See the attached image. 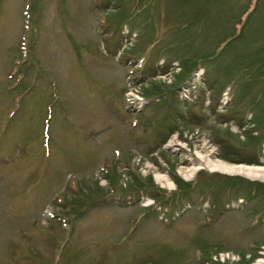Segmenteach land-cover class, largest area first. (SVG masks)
Listing matches in <instances>:
<instances>
[{
  "label": "rangeland",
  "instance_id": "rangeland-1",
  "mask_svg": "<svg viewBox=\"0 0 264 264\" xmlns=\"http://www.w3.org/2000/svg\"><path fill=\"white\" fill-rule=\"evenodd\" d=\"M253 1L0 0V264L264 260V188L218 193L264 173L187 177L207 150L264 168Z\"/></svg>",
  "mask_w": 264,
  "mask_h": 264
},
{
  "label": "trees",
  "instance_id": "trees-1",
  "mask_svg": "<svg viewBox=\"0 0 264 264\" xmlns=\"http://www.w3.org/2000/svg\"><path fill=\"white\" fill-rule=\"evenodd\" d=\"M253 5H254V8H252V9L256 10L257 1L254 0L253 1ZM242 28L243 27H241L239 29L238 28L235 29L234 32L231 34V37H230L231 39L228 40L227 42H224V43H219L218 42L217 48H219V52L216 53L217 55L219 53H221V51L224 49V47L230 45V43L232 42L233 39H237V38L241 37ZM182 65L185 66L184 64H182ZM238 65H241V66L249 65V69H251V71H250L251 73L245 79V81H246L245 83L255 84V82L258 79H260L262 81L261 83H262L263 86L261 87L259 93H257L253 97V99L251 100L250 104H248V111L249 112L253 111L255 113V118L253 119V121L257 125L258 130L261 133L259 138L256 139L257 143H259V139H262L264 137V42L262 43V45L257 46V48L255 50L251 49L249 51V53L245 57L241 58V60L239 61ZM233 72L234 71L231 72V75L233 74ZM189 74H190V72H189ZM232 77H234V74L232 75ZM161 92L162 91L160 90L157 93L161 94ZM109 180H110V178H109ZM236 180L238 181V184H233V185L232 184H228V185L226 184L227 186L226 185L222 186L221 189L218 191L219 195H220V193H222L223 195L224 194H229V192L232 189H235L234 193H236V190L238 188H240L243 185V183H245V184H248V186L250 187L249 192L246 193L245 196H244L248 200V199L252 198L254 196V194L259 189L264 188V186H262L260 184H257V183H248V182H245L244 180H241V179L240 180L236 179ZM141 183L142 182L139 181V186L140 187H137V189H140L142 187ZM175 183H176V187L179 188V189L186 190L188 188V185L183 186L181 181L178 180V179H175ZM111 186H112V184H111ZM210 189H212V191H213L214 187H210ZM163 194H164V192H162L160 190H157L155 198H157V196L161 197V198L162 197L164 198L165 196ZM219 195L217 196V190H216V198H215L216 201L212 204L214 208L216 207L217 202H219ZM167 197H170V196H166L165 198H167ZM171 201L168 202V203L172 204Z\"/></svg>",
  "mask_w": 264,
  "mask_h": 264
},
{
  "label": "bare ground",
  "instance_id": "bare-ground-1",
  "mask_svg": "<svg viewBox=\"0 0 264 264\" xmlns=\"http://www.w3.org/2000/svg\"><path fill=\"white\" fill-rule=\"evenodd\" d=\"M213 153L210 151L198 152L197 153V163H193V166L188 169L187 177L194 176V174L202 169H210L215 172H221L229 175H242L248 178H256L262 176L264 173V168L262 167H247L226 164L220 161H213L211 155ZM214 157V156H213ZM158 181L170 184V180L165 177V175L158 176ZM256 264H264V260H259Z\"/></svg>",
  "mask_w": 264,
  "mask_h": 264
},
{
  "label": "built area",
  "instance_id": "built-area-1",
  "mask_svg": "<svg viewBox=\"0 0 264 264\" xmlns=\"http://www.w3.org/2000/svg\"><path fill=\"white\" fill-rule=\"evenodd\" d=\"M128 81H129V79H128ZM138 101H139V100H138ZM136 103H137V101H134L132 104H136ZM217 257H218V256H217ZM229 257H230L229 255H226V258H227V259H228ZM226 258H225V256H222V260H223V259H226Z\"/></svg>",
  "mask_w": 264,
  "mask_h": 264
},
{
  "label": "water",
  "instance_id": "water-1",
  "mask_svg": "<svg viewBox=\"0 0 264 264\" xmlns=\"http://www.w3.org/2000/svg\"><path fill=\"white\" fill-rule=\"evenodd\" d=\"M158 99H159V98H157V99H152V100H150V102H151V101H156V100H158Z\"/></svg>",
  "mask_w": 264,
  "mask_h": 264
}]
</instances>
